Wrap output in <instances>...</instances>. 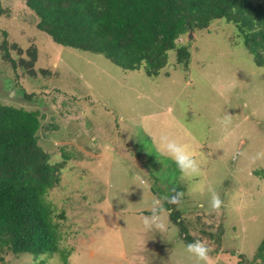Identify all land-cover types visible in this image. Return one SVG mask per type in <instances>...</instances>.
<instances>
[{
    "label": "rangeland",
    "instance_id": "rangeland-1",
    "mask_svg": "<svg viewBox=\"0 0 264 264\" xmlns=\"http://www.w3.org/2000/svg\"><path fill=\"white\" fill-rule=\"evenodd\" d=\"M0 7V102L37 113L59 176L45 195L56 251L0 242V264H206L187 251L197 240L209 264H264V67L233 25L183 35L187 68L169 51L152 78L55 43L24 0ZM168 142L196 171H181Z\"/></svg>",
    "mask_w": 264,
    "mask_h": 264
},
{
    "label": "trees",
    "instance_id": "trees-1",
    "mask_svg": "<svg viewBox=\"0 0 264 264\" xmlns=\"http://www.w3.org/2000/svg\"><path fill=\"white\" fill-rule=\"evenodd\" d=\"M37 28L62 46L107 58L152 78L168 52L187 68L191 52L180 38L233 25L256 66L264 67V0H24ZM2 8L0 7V14ZM35 111L0 102V242L15 253L56 251V227L45 201L59 180L57 166L38 143ZM264 180V168L254 172ZM173 222L180 217L168 204ZM186 238V235H185ZM256 256L264 259V237Z\"/></svg>",
    "mask_w": 264,
    "mask_h": 264
},
{
    "label": "clouds",
    "instance_id": "clouds-1",
    "mask_svg": "<svg viewBox=\"0 0 264 264\" xmlns=\"http://www.w3.org/2000/svg\"><path fill=\"white\" fill-rule=\"evenodd\" d=\"M166 149L168 153L172 156L175 160L177 166L181 169V171H196L197 165L195 160L182 148L181 146L177 145L175 142H168L166 144ZM221 201L219 196L213 193L210 205L213 209H217L220 207ZM151 218H145V225L150 227L149 224ZM187 251L191 253L193 256L197 258L199 261H204L206 264H209L210 258L208 255L209 249L206 245L197 240L193 243L187 245Z\"/></svg>",
    "mask_w": 264,
    "mask_h": 264
},
{
    "label": "water",
    "instance_id": "water-1",
    "mask_svg": "<svg viewBox=\"0 0 264 264\" xmlns=\"http://www.w3.org/2000/svg\"><path fill=\"white\" fill-rule=\"evenodd\" d=\"M189 36H191V34H189Z\"/></svg>",
    "mask_w": 264,
    "mask_h": 264
}]
</instances>
